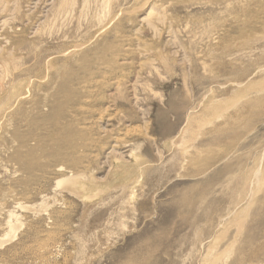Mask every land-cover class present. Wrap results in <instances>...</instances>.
<instances>
[{"label":"rangeland","instance_id":"374dc122","mask_svg":"<svg viewBox=\"0 0 264 264\" xmlns=\"http://www.w3.org/2000/svg\"><path fill=\"white\" fill-rule=\"evenodd\" d=\"M65 1L0 0V264H264V0Z\"/></svg>","mask_w":264,"mask_h":264},{"label":"bare ground","instance_id":"6f19581e","mask_svg":"<svg viewBox=\"0 0 264 264\" xmlns=\"http://www.w3.org/2000/svg\"><path fill=\"white\" fill-rule=\"evenodd\" d=\"M29 2V1H28ZM91 2V1H90ZM106 2V1H105ZM93 3V2H92ZM67 4H68V2H67V0L65 1V5H63V8H61V10L62 11H64L65 10V7L67 6ZM9 5V4H8ZM55 5V4H54ZM101 5V4H100ZM105 5V4H104ZM90 7V6H89ZM78 8V7H77ZM75 10V9H74ZM102 12V11H101ZM151 13V12H150ZM48 14V13H47ZM57 15H58V13H57ZM153 19V18H152ZM144 22V21H143ZM148 22V21H147ZM41 23V22H40ZM143 24V23H142ZM153 26V25H152ZM3 29V28H2ZM1 36V35H0ZM60 46V45H59ZM55 55V54H54ZM60 59H62V58H60ZM59 60V59H58ZM64 60V59H63ZM61 61V60H60ZM64 63V62H63ZM71 63V62H70ZM70 63H69V65H70ZM68 65V64H67ZM73 65V64H72ZM51 68V67H50ZM262 68V67H261ZM233 75V74H232ZM245 81H247V80H245ZM261 83V82H260ZM254 85V84H253ZM243 85H239V87H242ZM247 86H248V84H247ZM261 86V85H260ZM249 89V88H248ZM253 90V89H252ZM264 91V90H263ZM257 92V91H256ZM237 95V94H236ZM234 96V95H233ZM257 98V97H256ZM250 99V98H249ZM239 100V99H238ZM248 100V99H247ZM251 100V99H250ZM246 101V100H245ZM236 103H237V101H236ZM250 103V102H249ZM261 104V103H260ZM232 111V110H231ZM257 111V110H256ZM235 112H236V110H235ZM234 112V113H235ZM247 114V113H246ZM245 114V115H246ZM239 115V114H238ZM241 115H242V113H241ZM243 116V115H242ZM239 117V116H238ZM241 117V116H240ZM239 119V118H238ZM242 122V121H241ZM238 123V122H237ZM234 124V123H233ZM240 124V123H239ZM240 128H241V126H240ZM233 130V129H232ZM237 131V130H236ZM239 137V136H238ZM238 137H237V139H238ZM239 140V139H238ZM233 142V141H232ZM239 144V143H238ZM116 147V146H115ZM110 149V148H109ZM113 153V152H112ZM117 153V152H116ZM239 155V154H238ZM241 155V154H240ZM233 158V157H232ZM264 160V159H263ZM262 160V161H263ZM260 161V160H259ZM258 168V167H257ZM260 168L258 169V170H256V171H254L255 173H253L254 174V178H252L253 179V181H256V182H258L259 181V175H260ZM261 173H262V171H261ZM248 175V174H247ZM252 176V175H251ZM250 176V177H251ZM249 177V178H250ZM241 178V177H240ZM243 178V177H242ZM261 178H262V176H261ZM260 178V180H262ZM251 179V178H250ZM251 179V180H252ZM249 183H251L250 181H248ZM247 182V183H248ZM262 182V181H261ZM247 186H250V185H248L247 184ZM254 186H256V185H254ZM254 186H252V188H254ZM250 188V187H249ZM250 191V190H249ZM253 192V191H252ZM233 193V192H232ZM253 194V193H252ZM246 195V194H245ZM240 196V195H239ZM232 199V198H231ZM241 199V198H240ZM249 201V200H248ZM234 203V202H233ZM247 208V207H246ZM40 247H42V246H40ZM41 250H42V248H41Z\"/></svg>","mask_w":264,"mask_h":264}]
</instances>
